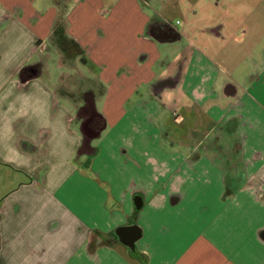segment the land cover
Wrapping results in <instances>:
<instances>
[{"label":"crops","instance_id":"1","mask_svg":"<svg viewBox=\"0 0 264 264\" xmlns=\"http://www.w3.org/2000/svg\"><path fill=\"white\" fill-rule=\"evenodd\" d=\"M186 1L0 0V264H264V33L194 27L244 45L224 75L168 21ZM85 93L103 127L75 162Z\"/></svg>","mask_w":264,"mask_h":264},{"label":"rangeland","instance_id":"2","mask_svg":"<svg viewBox=\"0 0 264 264\" xmlns=\"http://www.w3.org/2000/svg\"><path fill=\"white\" fill-rule=\"evenodd\" d=\"M193 2L194 3L193 4L191 3L192 4L191 6H190V3L188 1L185 2L187 7H189V6L191 8L194 7V9H191V12L186 13V10H185L186 14L181 15V13H179L180 12L179 11L177 13L178 15L169 18L168 21L174 23V25L185 27V29H186L185 33H186L187 37H189L187 39L194 41V38L197 37L198 41H195L194 43L200 47L205 48L206 53L208 55H211L212 53H214V55L215 54L220 55L218 57H219V59H222V62H221L222 69H223L222 73L224 75H228L231 72H234V70H235V73L238 72V74H234V76H235V78H237L239 80L241 78L240 70H239V68L237 70L234 67H235V62L240 61V58L245 53L244 45L235 44V42H233V43L228 42L227 45L221 46L219 44V42H216V41L215 42L211 41L210 44L209 43L207 44V42H206L207 38L206 37H208V35H205L203 33H196L194 27H196L197 25L201 26V25L206 24V23L209 24L212 21L214 22V21H219V20L225 19L228 22L231 21L232 23H235V29L239 28V26H240V28L241 27L243 28L244 25L247 26L250 24V25L254 26L253 32L259 31L260 33L261 32L264 33V0H244L243 3L245 5H247L250 8V10L248 7L238 8L239 1H233V2L229 1L232 4V6L230 7V11L227 10L229 12L227 17H225V15H224L226 8L216 9V10H214L213 15L210 16V14L212 12L209 11V8H207V7L205 8L206 11L208 10V12H203V11L198 10V8H201V10H203V7H204L203 4H205V2H207V0H193ZM198 6H200V7H198ZM171 14H173V13H171ZM194 17H195V19H194ZM187 18L190 19V22H188L186 20ZM241 25H243V26H241ZM203 36H205V37H203ZM248 41H250V40H248ZM208 48H209V50H208ZM228 52H230V54H232L231 52H233L234 56H233V59L231 60V62L228 61L225 64V58H226V55ZM38 60H39V57L34 56L32 59H30L28 61V63L38 61ZM58 61H59L58 58L56 56H53V58L49 59L46 62L47 70H49L51 72V77L53 79V82H54V79L56 82V79H58L60 77L61 71L69 72V69H67L66 66H63V68L61 69L58 66ZM81 68H82V70L84 69V71L86 69L85 67H83V65L81 66ZM78 93L79 92H77V91L71 92V95H73L72 97L74 98V100H76V98H79V97H77ZM86 95L89 96V94H86ZM99 108H100V106H99ZM169 125H170L171 129L175 128L174 122L170 121ZM95 140L96 139H94V141ZM67 150H68L67 146L65 147V149L62 148V149L57 150V154H55L57 160H64L61 153H64ZM44 155H46V156L48 155L50 157L48 152H46ZM40 157L43 158L42 155ZM91 157L92 156L85 157V155H84L83 160H85V161L88 160V162H90ZM80 159H81L80 157L76 158L75 162H78ZM218 163H219V160H218ZM134 220H135V216H134ZM164 220H166L165 215H162L158 218L157 221L164 222ZM179 220H181V219H179ZM186 221H188V219H186ZM142 225H145V222H142Z\"/></svg>","mask_w":264,"mask_h":264},{"label":"flooded vegetation","instance_id":"3","mask_svg":"<svg viewBox=\"0 0 264 264\" xmlns=\"http://www.w3.org/2000/svg\"><path fill=\"white\" fill-rule=\"evenodd\" d=\"M158 34L168 35L167 31L160 30ZM84 94L80 106L76 109L78 127L86 142L93 139L94 135L103 127V121L88 95ZM83 130V131H82ZM97 135V134H96Z\"/></svg>","mask_w":264,"mask_h":264},{"label":"trees","instance_id":"4","mask_svg":"<svg viewBox=\"0 0 264 264\" xmlns=\"http://www.w3.org/2000/svg\"><path fill=\"white\" fill-rule=\"evenodd\" d=\"M30 70H35V72L39 73V65L22 67L19 71L20 77H29ZM90 141L86 142L84 138L82 139L80 145L76 150V158L91 152L92 147L90 145Z\"/></svg>","mask_w":264,"mask_h":264},{"label":"water","instance_id":"5","mask_svg":"<svg viewBox=\"0 0 264 264\" xmlns=\"http://www.w3.org/2000/svg\"><path fill=\"white\" fill-rule=\"evenodd\" d=\"M83 131V130H82ZM99 133V131L96 133V134H98ZM95 134V135H96ZM94 135V136H95ZM135 240H136V237H134V238H132L129 242H127V245L129 246V247H133L134 246V242H135Z\"/></svg>","mask_w":264,"mask_h":264}]
</instances>
